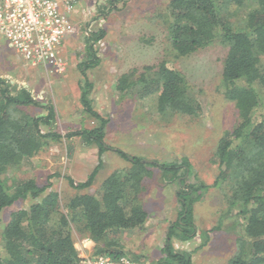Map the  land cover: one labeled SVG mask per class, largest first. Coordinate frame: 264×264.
<instances>
[{"label":"rangeland","instance_id":"rangeland-1","mask_svg":"<svg viewBox=\"0 0 264 264\" xmlns=\"http://www.w3.org/2000/svg\"><path fill=\"white\" fill-rule=\"evenodd\" d=\"M170 0H81L73 13L72 30L61 46L64 60L62 71H48L41 66H29L3 37H0V60H14L12 78H3L15 88L23 87L40 106H19L15 114L43 116L45 105L52 104L55 119L51 125L41 124L44 131L58 130L62 134L80 128L93 129L98 122L84 110L79 96L81 74L78 65L87 59L86 37L89 32L102 30L103 37L93 44L95 67L86 70L91 105L107 118L104 142L111 148L102 154L100 166L92 185L83 190L69 186L66 176L84 181L98 163L97 147H86L83 137L51 143L29 160L11 166L4 174L8 188L16 181L33 179L45 185L49 175L51 190L59 194V210L67 213V201L77 193H96L102 181L113 171L125 173L130 163L115 149L128 156L150 160V163L181 162L186 158L190 170L186 182L203 188L194 189L190 196L200 195L193 203V222L196 235L192 239H172L173 248L191 254L192 264H225L240 248L241 219L237 208H229V183L221 179L218 164L213 162L218 140L236 122L234 103L227 100L221 88V72L227 46L220 40L186 56L176 57L168 29ZM236 29L244 26L245 12L231 6ZM12 54H10V52ZM94 57L92 56L93 60ZM18 60V61H17ZM165 60L181 71L190 86L189 93L198 103V115H161L154 97L145 101L137 93L116 89L118 77L130 73L137 78L145 65L157 67ZM3 70V67L0 66ZM149 72V71H147ZM150 175L143 180L141 204L147 213L140 228L120 230L111 235L121 243L127 257L136 256L141 264H157L163 260L162 247L169 225L178 218L180 203L177 192L179 179L166 182L159 167L149 165ZM182 172V169L179 170ZM185 188V187H183ZM37 199L19 198L0 213L3 228L11 214L28 207ZM207 231V235L204 232ZM180 234V231H177ZM74 245L82 254L93 252L94 242L74 226ZM1 248V247H0ZM1 250V249H0Z\"/></svg>","mask_w":264,"mask_h":264},{"label":"trees","instance_id":"trees-1","mask_svg":"<svg viewBox=\"0 0 264 264\" xmlns=\"http://www.w3.org/2000/svg\"><path fill=\"white\" fill-rule=\"evenodd\" d=\"M231 6L245 12L244 26L239 29L231 19ZM168 10L169 35L176 57L191 54L215 40L227 46L220 83L225 98L234 103L236 122L218 140L213 162L219 167L215 183L219 179L229 183L228 207L237 208L242 234L238 239L239 242L241 239L239 250L225 264H264V0H170ZM103 34L102 30L88 33L87 59L78 65L79 99L84 110L98 122L96 128H80L65 134L42 130L41 124L50 126L55 119L53 105L44 106L43 116L15 114L19 106L40 104L23 87L15 88L13 94L10 84L0 77V213L19 198L38 200L14 211L5 226L0 227V264H78L74 226L94 242L91 256H126L121 243L111 235L144 225L147 213L141 204L140 191L144 178L150 175V164L160 168L164 181L179 179L181 186L177 192L178 218L168 227L161 249L163 260L159 259L157 264H192L190 252H180L172 245L173 238L183 241L195 237L193 203L200 195L189 193L205 186L186 182L184 175L190 170L186 158L180 163H147L115 149L129 161L128 170L110 173L96 193L70 197L67 213L59 210V194L51 190L49 179L53 174L42 186L27 179L8 188L4 181L9 167L29 160L62 138L78 136L83 137L86 147H97L98 163L84 181H75L70 176L66 180L76 190L92 185L102 165L103 152L111 149L104 142L108 120L93 109L88 94L92 84L86 76V70L98 64L92 54L93 44ZM129 77L128 72L121 74L116 89L122 93L135 92L144 101L154 97L159 114L198 115L199 106L189 93L186 77L165 60L157 67L145 65L137 78ZM130 258L137 260L136 256Z\"/></svg>","mask_w":264,"mask_h":264},{"label":"built area","instance_id":"built-area-1","mask_svg":"<svg viewBox=\"0 0 264 264\" xmlns=\"http://www.w3.org/2000/svg\"><path fill=\"white\" fill-rule=\"evenodd\" d=\"M81 0H0V37L29 66L62 71L61 46ZM78 264H141L123 255H80Z\"/></svg>","mask_w":264,"mask_h":264},{"label":"crops","instance_id":"crops-1","mask_svg":"<svg viewBox=\"0 0 264 264\" xmlns=\"http://www.w3.org/2000/svg\"><path fill=\"white\" fill-rule=\"evenodd\" d=\"M0 51H2V47H0ZM10 54H12V53L10 52ZM13 61L14 60H0V66H2L3 67V70H4V71H1L2 69H0V77L2 79L3 78H6L7 79V78H12L13 77L12 72H13V69H14V66H15L13 64Z\"/></svg>","mask_w":264,"mask_h":264},{"label":"water","instance_id":"water-1","mask_svg":"<svg viewBox=\"0 0 264 264\" xmlns=\"http://www.w3.org/2000/svg\"><path fill=\"white\" fill-rule=\"evenodd\" d=\"M141 162H147V163H150L151 161H150V160H147V159H142Z\"/></svg>","mask_w":264,"mask_h":264}]
</instances>
